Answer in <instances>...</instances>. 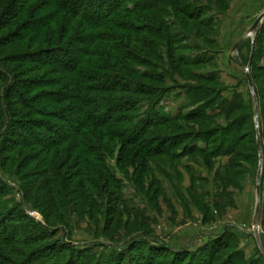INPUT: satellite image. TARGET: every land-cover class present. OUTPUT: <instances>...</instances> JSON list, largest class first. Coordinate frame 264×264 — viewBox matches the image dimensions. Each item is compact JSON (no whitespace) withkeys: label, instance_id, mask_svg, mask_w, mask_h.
Here are the masks:
<instances>
[{"label":"trees","instance_id":"obj_1","mask_svg":"<svg viewBox=\"0 0 264 264\" xmlns=\"http://www.w3.org/2000/svg\"><path fill=\"white\" fill-rule=\"evenodd\" d=\"M159 2L0 0L1 167L5 169V155L21 150L25 152L20 151V155L37 160L40 168L35 181L22 186L23 202H15V208L4 200L9 188L0 178V264H121L122 253H112L108 258L104 252L91 254L89 249L73 247L63 238L52 239L57 227H68L70 206L89 216L96 208L126 205L122 179L110 169L109 160H115L124 173L129 161L143 167L149 159L178 160L187 153L204 155L208 161L229 155L221 177L225 185H239L237 177L244 175L245 166L235 159L240 157L237 147L242 135L235 124L217 130L219 141L212 148L204 138L214 131L211 129L173 138L152 136L150 132L172 127L181 130L176 125L178 120H199L202 126L213 118L206 110L218 100L210 99L209 90L199 88L190 94L185 106L195 107L185 114L180 110L171 115L161 108L172 88L166 83L176 85L174 77L181 72L177 68L191 63L180 52L184 48L178 39H185L182 30L169 31L170 25L152 17L150 10ZM200 16L204 17L203 13ZM8 47L19 51L3 55ZM33 71L40 74L30 76ZM255 92L260 118L264 105L256 87ZM222 101L220 113L228 118L235 106L230 103L227 109L223 103L229 102ZM251 117L254 119L252 106ZM258 125L264 156V128L260 121ZM253 128L254 150L247 160L251 167L254 165L255 174L259 163L255 123ZM125 152L129 157L123 155ZM261 194L260 224L264 227V159ZM25 206L43 207L46 224L29 216ZM108 230L109 241L116 243L118 229ZM137 233L148 236L147 245L152 247L147 258L141 256L131 264L205 263L184 250H172L147 231ZM229 244L227 239L219 246H208V264ZM257 253L258 260L248 264H264L259 247ZM225 263L242 264L244 258L234 252Z\"/></svg>","mask_w":264,"mask_h":264},{"label":"rangeland","instance_id":"obj_2","mask_svg":"<svg viewBox=\"0 0 264 264\" xmlns=\"http://www.w3.org/2000/svg\"><path fill=\"white\" fill-rule=\"evenodd\" d=\"M263 11L264 0H160L159 5L150 10L154 15L152 17L170 25L169 31L182 30L185 39H178L179 45L184 48L180 52L191 63L177 68L181 72L174 77L176 85L166 83L172 88L161 102V108L171 115L180 110L185 114L195 107L185 106L190 102V94L199 88L209 90L207 92L210 99H218L206 110L213 118L207 119L202 126L200 124L203 122L199 120L188 123L178 120L176 125L181 127V130L172 129L174 127L168 131L165 128L152 129V136L173 138L178 134L189 135L200 129H211L214 131H210L204 138L209 143L207 147L212 148L219 141L217 130L235 124L236 129L242 130L241 143L237 147L240 157L235 159L245 166L244 175L237 177V180H240L239 185H225L221 177L227 167L229 155L210 157L209 163L204 155L187 153L181 155L178 160L149 159L143 167L128 160L130 164L123 168L124 173L117 168L115 160H109L110 169L122 179L126 205L107 206V210L106 207L96 208L89 216L70 206L68 227H57L58 232L52 239L63 238L73 247L80 250L89 249L88 253L91 254L104 252L108 258L112 257V253H122L125 257L121 264H131L133 260L138 262L141 256L147 258L150 255L152 246L147 245L150 239L148 236L137 235V232L147 231L172 250H184L205 262L201 264H208V246H219L229 239V246L216 255L217 259L212 264H224L234 252L243 256L242 264L258 260V245L252 227L258 166L254 174V165L251 167L247 160L254 150L253 137L250 135L255 123L251 117V106L252 109L254 106L245 70L252 43L251 37L245 34ZM201 13L204 17L200 16ZM202 20L206 22L203 23ZM258 34L260 36L256 43ZM262 35L264 19L256 31L248 69L264 105ZM16 50L17 47H8L4 49L3 55L13 54ZM147 55L157 61L151 54ZM158 63L160 64L157 61L156 64ZM11 66L16 67L17 64L12 63ZM136 66L144 68L142 65ZM38 74L40 71L29 73L30 76ZM134 80L141 82L138 77H134ZM222 100L229 102L223 103L227 109L230 103L231 107L235 106L228 118L220 113ZM259 121L264 128V112L258 117V124ZM20 151L5 155V169L1 167L0 158V178L9 188L4 200L14 208L15 202H23L22 186L35 181V174L40 170L37 160L30 161L29 156L25 159V153L20 155ZM123 155L129 157L128 152ZM249 169L252 170L250 173ZM205 192L207 195L202 196L201 193ZM34 195L36 196L35 193ZM42 209L43 207L30 209L25 206L29 216L45 225ZM262 214L264 219V199ZM114 227L119 231L116 243L109 241L107 233L108 229ZM104 228H107L105 232ZM260 235L264 241V227L261 224Z\"/></svg>","mask_w":264,"mask_h":264},{"label":"water","instance_id":"obj_3","mask_svg":"<svg viewBox=\"0 0 264 264\" xmlns=\"http://www.w3.org/2000/svg\"><path fill=\"white\" fill-rule=\"evenodd\" d=\"M264 19V11L260 13L253 24L249 27L245 35H248L251 37V43H252V49H251V54L249 57V60L247 62V65L245 66V70L247 72V80H248V86L249 90L251 93L252 101H253V106H254V121H255V126H256V139H257V147H258V154H259V163H258V169H257V174H256V179H255V208H254V215L252 219V227H253V234L255 241L264 256V245L261 239L260 235V220H261V200H262V194H261V173H262V164H263V152H262V145H261V138L260 134L258 131V117H259V106H258V99L255 93V87L254 84L248 74V69L250 66L251 58H252V51H253V46H254V41H255V35L257 28L261 21ZM239 42V41H238ZM235 44L234 49L236 50L237 44Z\"/></svg>","mask_w":264,"mask_h":264}]
</instances>
